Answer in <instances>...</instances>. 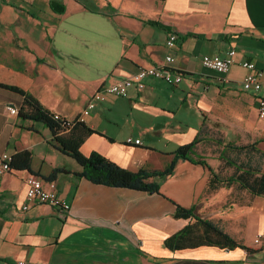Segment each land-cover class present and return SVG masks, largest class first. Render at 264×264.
<instances>
[{
    "label": "crops",
    "instance_id": "0c3cea01",
    "mask_svg": "<svg viewBox=\"0 0 264 264\" xmlns=\"http://www.w3.org/2000/svg\"><path fill=\"white\" fill-rule=\"evenodd\" d=\"M170 34L176 42L167 48ZM231 50L234 62L226 76L201 64L205 55L225 57ZM169 55L174 58L170 66L183 74L179 84L148 78L143 90L130 89L127 97L102 94L89 114H81L95 92L140 68L163 66ZM243 61L257 69L264 64V0H0V84L21 89L68 122L80 119L93 131L80 153H97L130 172L164 170L176 149L204 134L209 123H219L222 133L230 120L249 125L253 119L260 130L255 162L264 174V118L257 115L264 83L257 92L244 90ZM22 102L0 89V155L18 156L19 165L28 156L32 172L11 167L0 181V261L264 264V249L253 243L264 210L255 223L253 205L232 204L231 212L215 215L230 188L208 192L210 173L203 166L179 160L168 177L150 178L159 183V194L94 185L76 178L80 167L51 145L45 126L8 111L18 112ZM127 138L141 145H127ZM198 144L192 159L204 160L216 174L220 162L212 165ZM57 168L66 173L45 180ZM29 177L41 179L44 188L54 184L69 206L67 214L43 204L23 210ZM256 202L264 204V197ZM176 205L194 206L195 214L216 220L255 252L169 251L164 240L189 222L174 219ZM246 226H255L252 235Z\"/></svg>",
    "mask_w": 264,
    "mask_h": 264
},
{
    "label": "trees",
    "instance_id": "16d2710c",
    "mask_svg": "<svg viewBox=\"0 0 264 264\" xmlns=\"http://www.w3.org/2000/svg\"><path fill=\"white\" fill-rule=\"evenodd\" d=\"M58 11L62 12L63 7L55 4ZM0 89L13 92L22 97V104L18 110V119L21 121L30 120L33 123H40L49 130L51 136V145L56 148L62 155L73 159L80 167L79 173H74L76 178H84L94 185H104L107 187L123 188L139 190V192L159 194V183L153 181L149 182L150 178L164 179L172 174L177 161L187 160L189 163L201 165L210 173L208 192L216 188H230L233 184L238 185L241 190L248 191L252 196L264 197V174H260L258 162L252 164L248 161L242 167H235V174L230 176L229 179L221 182L218 175L213 173L210 166L202 159L194 160L192 155L195 152L196 145L201 141L203 131L198 132V135L190 144H185L176 149L172 154L173 158L168 166L161 171H144L138 170L130 172L124 168L108 161L105 157L97 153H89L84 156L80 153V146L86 136L93 131L88 128L84 123L78 122L77 119L73 121H66L59 116H56L46 109L41 107L36 100H34L28 93L21 89L11 86L0 84ZM248 147L236 148L232 144L228 145V149L241 153ZM255 154L258 152L249 147ZM26 155V154H25ZM10 168L29 169L28 156L26 161L21 165L18 164V156L11 155ZM251 157V156H250ZM249 157V159H250ZM241 168V169H240ZM59 173H66L60 168L52 170L49 176L45 178L47 181H52ZM251 178V179H249ZM174 219H186L188 224L184 225L181 230L176 234L169 236L164 240V246L169 251H177L183 249H194L198 247L217 248L219 250H235L241 249L246 253L253 254L255 251L242 243L235 241L229 234L223 231L215 223L204 220L195 214V207L186 209L176 205ZM10 263L7 261H0V263Z\"/></svg>",
    "mask_w": 264,
    "mask_h": 264
},
{
    "label": "built area",
    "instance_id": "2783aa9c",
    "mask_svg": "<svg viewBox=\"0 0 264 264\" xmlns=\"http://www.w3.org/2000/svg\"><path fill=\"white\" fill-rule=\"evenodd\" d=\"M176 42L175 34H170L165 43L167 48H171L173 43ZM235 52L229 51L225 57L220 55L203 56L201 64L206 69L213 70L226 76L230 70L231 65L234 62ZM172 56H167L164 59L165 64L163 66H150L147 68H140L134 74L128 77H124L107 87L95 92L91 99L85 105L82 110V115H87L95 107L97 101L102 98V94H109L114 97H127L130 89H136L137 91L145 88V80L148 78L158 79L169 85L176 86L182 80V73L176 72L174 68L170 66L173 62ZM241 67L245 69L246 74L242 79V86L244 90L257 92L260 90L264 83V64L261 68L257 69L253 62L243 61ZM257 115L260 119L264 118V98H258ZM11 114L17 115V110L14 107H7ZM80 120V119H79ZM77 120L78 122H80ZM125 144L141 145L140 140L132 141L130 138L125 140ZM11 155L3 153L0 155V181L5 173L10 170ZM25 202L22 206L23 210L28 209L29 204H43L46 206L57 207L59 214L64 216L69 211V206L61 200L55 190V186L52 183L48 184L47 188H44L43 181L36 177H29L25 182ZM254 245L259 249H264V217L261 221V228L255 234L253 238ZM22 264V263H19Z\"/></svg>",
    "mask_w": 264,
    "mask_h": 264
},
{
    "label": "rangeland",
    "instance_id": "374dc122",
    "mask_svg": "<svg viewBox=\"0 0 264 264\" xmlns=\"http://www.w3.org/2000/svg\"><path fill=\"white\" fill-rule=\"evenodd\" d=\"M239 121L240 123H237L235 120H230L229 123L222 127V133L219 123H209L206 128H204V134H202V139L197 146V148L206 155L207 159H209V162L212 165L215 166L217 161L220 162L218 164L219 166H216L218 169L216 174L218 175L219 181L221 182L229 179L230 176L235 174L234 166L242 167L243 165L247 164L248 161H251L253 165L256 164L255 161L257 160V155L249 147L256 149V141L258 140L260 132L256 124L257 121L252 119V123L249 125L245 122L244 125L242 120ZM229 144L236 146V148H248L241 153H237L236 151L228 149ZM72 162L76 164L74 160ZM219 186L218 188H221ZM206 195H208V193H206ZM255 200V196H252L248 191L241 190L238 186L233 184L230 187V193L227 200L224 204H221L217 211H215V215L221 217L224 216L225 213L231 212L233 208L232 204L237 207L245 206L246 208L252 207L253 205V209L250 211V214L251 218L253 219L252 223H255L258 216L264 210V204H262V202H256L254 205ZM209 221L215 223L224 231L223 227H221V225L216 220L209 219ZM248 226H246V233L252 235L254 230H256V224L251 228Z\"/></svg>",
    "mask_w": 264,
    "mask_h": 264
}]
</instances>
